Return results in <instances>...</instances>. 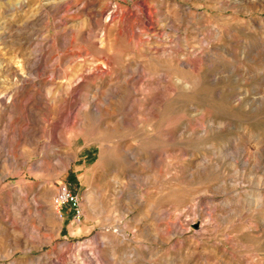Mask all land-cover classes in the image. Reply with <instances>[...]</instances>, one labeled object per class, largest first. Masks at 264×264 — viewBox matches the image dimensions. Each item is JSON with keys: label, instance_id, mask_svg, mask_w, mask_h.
Returning a JSON list of instances; mask_svg holds the SVG:
<instances>
[{"label": "rangeland", "instance_id": "374dc122", "mask_svg": "<svg viewBox=\"0 0 264 264\" xmlns=\"http://www.w3.org/2000/svg\"><path fill=\"white\" fill-rule=\"evenodd\" d=\"M0 264H264V0H0Z\"/></svg>", "mask_w": 264, "mask_h": 264}, {"label": "built area", "instance_id": "2783aa9c", "mask_svg": "<svg viewBox=\"0 0 264 264\" xmlns=\"http://www.w3.org/2000/svg\"><path fill=\"white\" fill-rule=\"evenodd\" d=\"M52 206L57 212L69 208L74 220H79L82 214L78 198L66 186H61L53 198Z\"/></svg>", "mask_w": 264, "mask_h": 264}, {"label": "bare ground", "instance_id": "6f19581e", "mask_svg": "<svg viewBox=\"0 0 264 264\" xmlns=\"http://www.w3.org/2000/svg\"><path fill=\"white\" fill-rule=\"evenodd\" d=\"M101 261V260H100Z\"/></svg>", "mask_w": 264, "mask_h": 264}]
</instances>
